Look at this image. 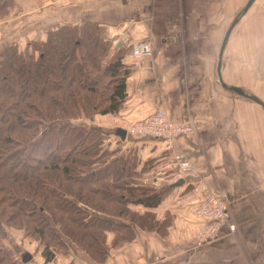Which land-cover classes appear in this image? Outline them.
Masks as SVG:
<instances>
[{
	"label": "crops",
	"instance_id": "1",
	"mask_svg": "<svg viewBox=\"0 0 264 264\" xmlns=\"http://www.w3.org/2000/svg\"><path fill=\"white\" fill-rule=\"evenodd\" d=\"M247 1L0 0V54L12 48L34 55L50 33L62 28L98 31L107 45L106 60L120 55L128 74L120 110L94 116L92 126L112 137L116 128L157 109L174 122L192 123L194 137L181 138L175 148H182L208 186L225 196L236 225L234 234L223 229L215 241L197 247L202 224L189 216L187 203L173 200L184 186L144 183L148 167L165 158L162 145L126 135L114 143L121 146L118 157L135 160V185L172 194L154 207L128 206L134 216L148 217L151 228L128 218L120 222L128 225L121 229L128 236L107 234L101 263L76 246L46 263L31 241L21 240L22 247L13 252L22 264H264V111L223 89L216 71L224 35ZM121 35L128 36V45L114 43ZM143 41H150L151 55L129 65L130 47ZM220 77L264 103V0H254L231 29ZM142 166L146 170L140 172Z\"/></svg>",
	"mask_w": 264,
	"mask_h": 264
},
{
	"label": "trees",
	"instance_id": "2",
	"mask_svg": "<svg viewBox=\"0 0 264 264\" xmlns=\"http://www.w3.org/2000/svg\"><path fill=\"white\" fill-rule=\"evenodd\" d=\"M36 52L24 56L11 48L0 54V125L7 127H0V206L8 202L11 209L6 215L7 205L1 207L0 219L36 237L46 263L56 246L66 249L57 230L100 261L103 232L128 227L114 218L144 227L148 217L134 216L128 206L162 201L157 192L135 185L138 173L123 156L104 160L98 148L106 136L102 131L73 122L83 115L92 120L116 114L126 98L128 68L120 55L106 60L107 45L92 27L52 32ZM37 143L43 145L35 152ZM14 254L0 249V264Z\"/></svg>",
	"mask_w": 264,
	"mask_h": 264
},
{
	"label": "built area",
	"instance_id": "3",
	"mask_svg": "<svg viewBox=\"0 0 264 264\" xmlns=\"http://www.w3.org/2000/svg\"><path fill=\"white\" fill-rule=\"evenodd\" d=\"M114 43L125 46L129 38L121 35ZM151 52L150 41L133 44L129 52V65L137 64L142 57L151 55ZM121 128L129 137H148L162 145L165 158L151 170L144 183L157 188L162 184L169 187L182 181L180 186H184V190L188 188L176 194L173 200L178 204L187 203L190 207L189 216L202 224L196 234L197 247L215 241L223 229L229 234L235 233L236 225L232 221L225 196L211 189L185 152L175 148L181 138L191 137L195 133L192 123L174 122L163 110L157 109L138 122L125 123ZM167 152H172L170 158Z\"/></svg>",
	"mask_w": 264,
	"mask_h": 264
},
{
	"label": "rangeland",
	"instance_id": "4",
	"mask_svg": "<svg viewBox=\"0 0 264 264\" xmlns=\"http://www.w3.org/2000/svg\"><path fill=\"white\" fill-rule=\"evenodd\" d=\"M238 7L240 8L241 6H240V4L238 5ZM238 8V9H239ZM35 56L37 55V52L34 54ZM97 115H99V114H97ZM85 116H87V115H83V117L81 116L80 118H76L75 120H73V122H76V123H78V124H80V125H82V126H89V127H91V129H93V130H97L95 127H93L92 126V122H90L91 120H88V118L87 117H85ZM94 116H96V115H94ZM0 127H1V125H0ZM2 127H4V128H2ZM2 127H1V132L3 131V130H5V129H7V127L6 126H4V125H2ZM38 129H40V128H38ZM98 131V130H97ZM5 133H9V132H5ZM5 135H8V136H10V137H14V135H12V134H3V136H5ZM1 136V135H0ZM194 137V135H192L190 138H193ZM115 139H117L118 140V142H120L119 141V138L118 137H116V136H112V137H110V136H108L107 137V135L102 139V143H101V145L99 144V147L98 148H100V150H99V154L101 155L102 154V157H104V160H109L110 158H113V156L114 157H117V156H119V154L121 153V146L119 145V143L117 142V143H114V141H115ZM107 140H109L110 142H107ZM41 145H43V144H41ZM40 144H36V148H35V152H37V150L40 148V146H41ZM23 146V145H22ZM15 147H17V146H10V145H7V149H14ZM34 147V146H33ZM30 149H32V148H29L28 150H30ZM37 149V150H36ZM182 149V148H181ZM52 152H54V151H52ZM35 155H37L38 157H39V155L37 154V153H34ZM76 155V154H75ZM187 155V154H186ZM136 163H135V160L133 159V158H129V160L127 161V165L129 166V165H135ZM144 167L145 166H142V168L140 169L141 171L140 172H142L143 170H144ZM53 174H50V175H52V178H54L55 176V174H60V171H58V172H52ZM137 173V172H136ZM136 176H138V174L136 175ZM135 180V182H136V184H139V182H138V178H135L134 179ZM140 182H141V180H140ZM96 186V185H95ZM142 188V187H141ZM158 194L162 197V201H165L166 200V196H168V197H170L169 195H172V194H170V193H167V195H166V192L165 191H161V192H158ZM176 194L177 195H179L178 193H175V194H173V195H175L176 196ZM8 202H5V203H2L1 204V206H0V208L1 207H6V205H7V214L6 215H10L9 213H10V211H11V209L8 207V204H7ZM90 211V213L93 215V216H97V217H103V218H105L106 216L105 215H103V214H100V213H97L96 211H92V210H89ZM6 217V216H5ZM109 219H113V218H109ZM115 219V218H114ZM118 219V218H117ZM23 221H24V223H26V225H29L30 224V222H29V220H28V218L27 217H25L24 216V218H23ZM123 221H125V222H127V220L126 219H121L120 221H117L118 223H120V222H123ZM19 223H21V216H19V221H18ZM148 223V222H147ZM114 228V227H113ZM144 228H147V229H149V228H151V225H149V224H146L145 226H144ZM57 230V229H56ZM58 232V234H59V237H60V239H61V241H62V243L66 246V249H64V248H62V249H60L59 247H57L56 246V248H51V249H53V251H55L56 252V254H62V255H64V254H66L67 253V250L69 249V247L70 246H76V245H74L72 242H69V239L67 238V237H65L64 235H62V233L59 231V230H57ZM113 233V234H116L117 235V238H127V236H128V233H129V231H122L121 229L119 230V229H110V230H105L104 232H103V235H104V239H103V244H102V246H100L99 248L100 249H102V250H104L105 251V238H106V236H107V234H109V233ZM30 232H26V231H23L22 229H20V228H14V227H12V226H10V225H7L5 222H4V219L2 218V219H0V249H6L8 252H13V249L15 248V247H22V243H20V241L21 240H23V241H31V243H32V246L33 247H31V248H34L33 250L35 251V252H38V251H40V249L42 248V246H41V244L36 240V237H34V236H32V235H30L29 234ZM120 233H121V235H120ZM102 237V236H101ZM98 238H100V236H98ZM56 242V240H54V242L52 241V242H50V244H51V246H54V243ZM71 243L73 244V245H71ZM28 244V243H27ZM29 245V244H28ZM8 247V248H7ZM27 247V246H26ZM29 247V246H28ZM77 247V246H76ZM9 248H12V249H9ZM16 250H19L18 248H15ZM77 249H79V247H77ZM26 250V249H25ZM80 250V249H79ZM24 252V250H22L21 248H20V253L21 252ZM94 252H96V251H94ZM2 255H4V254H2ZM4 257H6V256H4ZM90 257V256H89ZM7 258H9V261H10V263L9 264H22V262H21V258H20V255H18L17 256V254H14L13 255V258L12 257H6V259L4 258V260L1 262V264H8V262H7ZM91 258V257H90ZM92 259V258H91ZM104 259V258H103ZM93 260V259H92ZM93 261H95V260H93ZM103 260H98V261H95V262H98V263H101ZM52 262V261H51ZM263 263H264V258H263Z\"/></svg>",
	"mask_w": 264,
	"mask_h": 264
},
{
	"label": "water",
	"instance_id": "5",
	"mask_svg": "<svg viewBox=\"0 0 264 264\" xmlns=\"http://www.w3.org/2000/svg\"><path fill=\"white\" fill-rule=\"evenodd\" d=\"M254 0H248L247 3L243 6V8L237 13V15L234 17V19L232 20L231 24L229 25L225 35H224V38H223V41H222V44H221V49H220V54H219V58H218V62H217V68H216V71H217V77H218V81L221 85V87L223 89H226L232 93H235L239 96H242L256 104H258L264 111V103L258 99L256 96L254 95H251L250 93H247L245 92L244 90L240 89V88H236V87H232V86H227L225 85L224 83H222L221 81V77H220V64H221V53L223 51V48L226 44V41H227V38L229 36V33L231 31V29L235 26V24L238 22V20L245 14V12L248 10V8L251 6V4L253 3ZM114 135L116 137L119 138L120 141H123L126 137V132L124 129L122 128H116L115 131H114ZM182 184V181H179L177 183H175L173 185V187H177V186H180ZM25 256L27 255H23V257L25 258Z\"/></svg>",
	"mask_w": 264,
	"mask_h": 264
}]
</instances>
